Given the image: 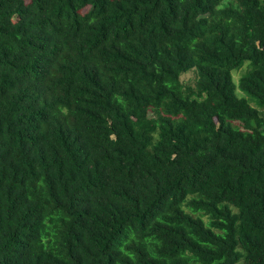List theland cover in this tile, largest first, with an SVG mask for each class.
Here are the masks:
<instances>
[{
    "label": "trees",
    "instance_id": "16d2710c",
    "mask_svg": "<svg viewBox=\"0 0 264 264\" xmlns=\"http://www.w3.org/2000/svg\"><path fill=\"white\" fill-rule=\"evenodd\" d=\"M0 264H264V0H0Z\"/></svg>",
    "mask_w": 264,
    "mask_h": 264
},
{
    "label": "rangeland",
    "instance_id": "374dc122",
    "mask_svg": "<svg viewBox=\"0 0 264 264\" xmlns=\"http://www.w3.org/2000/svg\"><path fill=\"white\" fill-rule=\"evenodd\" d=\"M246 65H247V64H246ZM246 71H247V66H244L241 70H239V71L236 70V71L233 72V74H234V79H235V83L238 84V80L240 79V77H241ZM197 78H198V76H197L196 71H190V72L184 74V75L182 76L181 79H182V82H183L184 84L189 85V86H192V87H195V84H196ZM238 95H239L240 97H246V98L249 100L250 104H251L254 108H256L257 110H259V111H261V112L263 111V109L259 106V104H258L254 99H252L251 97H249V96H247L246 94L242 93L240 90H238Z\"/></svg>",
    "mask_w": 264,
    "mask_h": 264
}]
</instances>
